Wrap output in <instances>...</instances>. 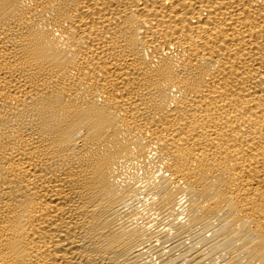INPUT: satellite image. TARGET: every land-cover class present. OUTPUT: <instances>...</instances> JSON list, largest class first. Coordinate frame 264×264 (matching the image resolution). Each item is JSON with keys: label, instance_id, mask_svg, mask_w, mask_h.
Masks as SVG:
<instances>
[{"label": "bare ground", "instance_id": "bare-ground-1", "mask_svg": "<svg viewBox=\"0 0 264 264\" xmlns=\"http://www.w3.org/2000/svg\"><path fill=\"white\" fill-rule=\"evenodd\" d=\"M0 264H264V0H0Z\"/></svg>", "mask_w": 264, "mask_h": 264}]
</instances>
